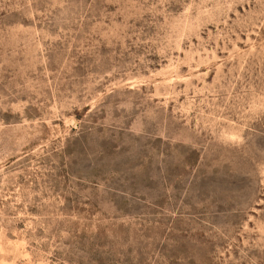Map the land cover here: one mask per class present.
Listing matches in <instances>:
<instances>
[{
	"label": "rangeland",
	"instance_id": "obj_1",
	"mask_svg": "<svg viewBox=\"0 0 264 264\" xmlns=\"http://www.w3.org/2000/svg\"><path fill=\"white\" fill-rule=\"evenodd\" d=\"M0 264H264V0H0Z\"/></svg>",
	"mask_w": 264,
	"mask_h": 264
}]
</instances>
